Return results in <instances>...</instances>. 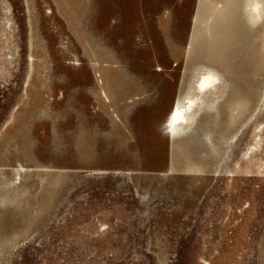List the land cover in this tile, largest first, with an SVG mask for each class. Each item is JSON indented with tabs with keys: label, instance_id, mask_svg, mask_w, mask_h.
<instances>
[{
	"label": "rangeland",
	"instance_id": "374dc122",
	"mask_svg": "<svg viewBox=\"0 0 264 264\" xmlns=\"http://www.w3.org/2000/svg\"><path fill=\"white\" fill-rule=\"evenodd\" d=\"M4 4L0 264H264V0Z\"/></svg>",
	"mask_w": 264,
	"mask_h": 264
},
{
	"label": "bare ground",
	"instance_id": "6f19581e",
	"mask_svg": "<svg viewBox=\"0 0 264 264\" xmlns=\"http://www.w3.org/2000/svg\"><path fill=\"white\" fill-rule=\"evenodd\" d=\"M203 75V74H202ZM219 82V77L214 71L205 73L201 80L198 82V87L201 91H205L208 88L214 87ZM199 99V98H198ZM198 99L191 98L183 102V100H178L174 109L171 111L170 116L167 120V126L170 132L178 131V126L182 123H187L189 114L193 111L195 106L198 104ZM184 103V104H183ZM24 168V167H22Z\"/></svg>",
	"mask_w": 264,
	"mask_h": 264
},
{
	"label": "crops",
	"instance_id": "0c3cea01",
	"mask_svg": "<svg viewBox=\"0 0 264 264\" xmlns=\"http://www.w3.org/2000/svg\"><path fill=\"white\" fill-rule=\"evenodd\" d=\"M4 0H0V31H3L5 30V27H4V23L3 22V19H5V9H4ZM0 36L2 38V36H4L3 34L1 35L0 33ZM39 103H33L32 107L34 108V110H36L37 108H39ZM1 163H3L2 161H0Z\"/></svg>",
	"mask_w": 264,
	"mask_h": 264
},
{
	"label": "flooded vegetation",
	"instance_id": "af4514ba",
	"mask_svg": "<svg viewBox=\"0 0 264 264\" xmlns=\"http://www.w3.org/2000/svg\"><path fill=\"white\" fill-rule=\"evenodd\" d=\"M258 138H257V144H258ZM256 148H257V145L255 144V145H253V146H251V148H249V150H256ZM248 153H249V151H248Z\"/></svg>",
	"mask_w": 264,
	"mask_h": 264
}]
</instances>
